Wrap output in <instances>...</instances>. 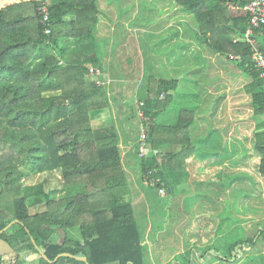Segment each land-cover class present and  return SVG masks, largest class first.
Returning a JSON list of instances; mask_svg holds the SVG:
<instances>
[{"label":"trees","instance_id":"obj_1","mask_svg":"<svg viewBox=\"0 0 264 264\" xmlns=\"http://www.w3.org/2000/svg\"><path fill=\"white\" fill-rule=\"evenodd\" d=\"M2 1L9 5L0 0V232L18 222L0 235L10 250L0 255V264H28L27 259L87 264L66 256L54 262L65 253L87 258L89 264H146V243L129 199L119 136L113 128L92 125L93 117L108 108V87L95 84L88 67L98 68L102 58L95 37L98 0ZM173 1L192 14L202 43L234 61L250 79L245 89L252 97L257 131L264 130V79L253 61L254 48L264 54V27L255 29L254 44L234 42L249 28L245 6L250 0ZM44 6L50 16L46 25ZM69 41L79 48H70ZM80 52L82 59H71ZM178 83L150 84L141 106L150 152L140 157L139 169L152 188L170 193L188 183L186 164L196 152L190 138L196 124L193 111H181L174 127L158 121L169 110ZM54 92L61 95L44 96ZM257 136L264 178V132ZM28 171L59 173L65 196L51 199L43 184L25 185ZM29 200L46 210L31 214ZM72 230L79 238L69 237ZM254 234L230 245L226 256L219 249L210 255L213 246L207 258L235 264L242 257L261 255L264 230Z\"/></svg>","mask_w":264,"mask_h":264},{"label":"rangeland","instance_id":"obj_2","mask_svg":"<svg viewBox=\"0 0 264 264\" xmlns=\"http://www.w3.org/2000/svg\"><path fill=\"white\" fill-rule=\"evenodd\" d=\"M1 3L9 5L2 0ZM98 7L99 23L95 37L97 50L103 54L98 66L106 74L108 108L93 117L92 125L95 129L113 128L119 136L136 219L143 235L147 234L151 222L153 229L161 224L160 227L167 231L158 238L165 245L161 251L179 254L170 259V256H163L149 260L145 248L146 264H163L168 259L170 264L189 260L191 264H234L207 257L212 248L209 245L214 246L210 255H217L219 249L226 256L230 245L264 230V178L259 173L260 154L256 149L257 135L264 130L257 131L252 97L245 89L250 79L237 70L234 61L228 60L229 67L225 68V59L200 40L192 14L178 7L173 0H98ZM189 38L200 44L196 41L195 45L193 42L189 44ZM173 44L182 47L181 65L190 69L194 64L198 77L194 85L195 76L188 77L186 71L171 72L173 77L169 79L180 83L172 94L173 102L167 115L163 113L158 121L163 126L174 127L181 111H193L197 123L190 129V138L198 152L186 164L192 183L177 187L178 193L168 194L169 190L165 188L162 194L159 188H152L147 179H143L139 169L142 156L137 157L123 146L124 141L129 140L133 146L137 144L138 151L141 149L140 129L146 127L141 106L148 96L150 84H155L158 76L163 77L171 71L162 54ZM185 44L193 48L187 51V48L183 49ZM68 45L73 48L78 44L69 41ZM81 54L77 53L71 59H82ZM124 54L126 57L122 56ZM114 55L115 60L112 59ZM123 58H128L127 70L134 72L131 74L133 78L125 84H117L118 81L112 78L114 72L120 77L127 73ZM221 61L224 62L223 71L229 72L227 76L236 84L222 81L219 74ZM219 80L227 84H213ZM60 95L61 92L44 94L45 97ZM24 183L27 186L43 184L51 199L59 200L66 194L59 173L28 171ZM147 194L153 202L152 207L146 205ZM221 197L223 201H220ZM156 204H159L158 208ZM28 207L31 214L46 210L44 204L38 205L32 200L28 201ZM69 237L77 239L79 232L72 230ZM1 246L9 248L0 240ZM188 246L194 250L199 247L198 256L188 255L182 259ZM27 260L28 264H36ZM235 264H264V250L261 255L242 257Z\"/></svg>","mask_w":264,"mask_h":264},{"label":"crops","instance_id":"obj_3","mask_svg":"<svg viewBox=\"0 0 264 264\" xmlns=\"http://www.w3.org/2000/svg\"><path fill=\"white\" fill-rule=\"evenodd\" d=\"M197 42V40H191L190 38H189V44H191L192 42L194 43V42ZM197 43H199V42H197ZM189 44H185V45H183L184 47H183V49L184 48H187V51H189L191 48H193L192 46H190ZM200 44V43H199ZM194 45H195V43H194ZM95 51V50H94ZM99 52L101 51V50H98ZM97 52V51H96ZM98 52V53H99ZM126 52V51H125ZM180 53H182V47H180L179 45H172V46H170L169 47V49H167V51H164L163 52V54H162V57L165 59V61H166V64H167V66L166 67H168V68H170L171 69V71H169V73L168 74H166L165 76H163V77H157L159 80H169V81H171V80H176V79H169V78H171V77H173V74L171 73V72H173V71H176L177 73L179 72V71H186L187 72V76L189 77V76H191V75H193V76H195L194 77V81L192 82L194 85H196L195 83H196V81H197V73H198V70H196V69H194V64H192L193 66L190 68V69H188L189 67L187 66V65H181V61H180ZM185 53V52H184ZM103 54H101V56H102ZM190 55V54H189ZM123 57H126L125 56V54L124 55H122ZM149 56H151V55H149ZM220 57H222V56H220ZM222 58H224L225 59V68H228L229 66L227 65V58L226 57H222ZM113 60H115V55L113 56V58H112ZM118 60V59H117ZM127 60H128V58L127 59H124L123 58V60H122V63L124 64V66H125V69H126V71H127V73L125 72V76L124 77H120V74L117 72L118 71V67H117V65H115L114 64V70L116 71V73H118V75L119 76H117V75H115V72H114V74H113V76H112V78H114V80L115 81H118V83L117 84H125L126 82H129L130 81V79L131 78H133L132 77V73H134V72H130L129 70H127L128 69V66H127ZM216 60L218 61V55H217V58H215V64H216ZM169 61V64L167 63ZM224 62H222L221 61V64H220V66H221V70H220V75L222 76V81L223 80H226L227 82H228V84H236L233 80H231L230 81V76H227V73H228V75H229V72H227L226 70L225 71H223V69H222V66H223V63ZM99 68V67H98ZM124 68V67H123ZM237 70H238V68H237ZM144 71V70H143ZM143 71L141 72V74L143 75ZM103 72V71H102ZM213 74H214V72H213ZM216 74H217V69H216ZM200 75H201V73H200ZM167 76V77H166ZM105 77H106V74L103 72V78H102V80L104 81V83L105 84H108L107 82H106V79H105ZM164 77H166V78H164ZM120 79V80H119ZM190 79V78H189ZM232 79V78H231ZM179 81V80H178ZM191 81V80H190ZM180 83V82H179ZM213 84H227V83H224V82H220V80L219 81H215ZM238 84H241V83H238ZM141 85V87L143 86V84H140ZM216 87V86H215ZM147 94V93H146ZM167 111L166 112H164V114H166L167 115ZM164 114H162V116L164 115ZM162 116H160V117H162ZM197 123V122H196ZM133 144V142H130L129 140H125L124 141V146H123V148L126 150V149H128V150H131L132 151V153H134L135 155H136V153H137V151H138V148H137V144L136 145H132ZM121 151H122V145H121ZM130 151V152H131ZM130 152H128V153H130ZM198 152V150H196V153ZM122 156H123V154H122ZM188 171V176H189V178H188V183L187 184H191L192 183V181L190 180V178H191V173H190V171L189 170H187ZM130 186V185H129ZM177 193H178V189H176L175 190ZM174 191V192H175ZM130 197H129V199H130V201L132 202V204H133V207H134V212H135V203H133V199H132V190H130ZM171 193H173V192H171ZM170 192H168V194H171ZM168 194H166V195H164V197L163 198H166V196L168 195ZM208 197V196H207ZM209 199H211V197H208ZM146 205H148V206H150V207H152V204H153V202L152 201H150L149 200V197H148V194L146 195ZM212 200V199H211ZM220 201H223V198L221 197L220 198ZM158 205L159 204H156V206H157V208H158ZM151 209V208H150ZM135 216H136V214H135ZM147 216V215H146ZM149 217H150V215H148ZM148 217V218H149ZM145 219H146V217H144ZM155 220V219H154ZM158 223V222H157ZM161 226V224H157V229L155 228V229H153V223L151 222V224L149 225V228H148V230H147V234H145V235H143V238H144V241H145V243H146V249H147V254H148V257H149V260H154V259H156V258H161V257H163V256H170L169 257V259L170 258H174L175 256H176V252H172V253H169V254H166V252L164 251V249L161 251V248L164 246V248H165V245L163 244V243H161V242H159V236H160V234L162 233H164V234H166L167 233V231L166 230H164L163 229V227H160ZM141 232H142V234H143V231L141 230ZM217 238V237H216ZM215 238V239H216ZM207 243V242H206ZM209 247H213V245H209ZM196 248V247H195ZM198 249H199V247H197V250H194V247L193 248H191V246H188L184 251H183V253H182V256L183 257H185V258H187V256L188 255H190L189 257H194V256H198ZM195 252V254H193L192 255V252ZM10 252V250H9V248L7 249V248H5V247H3V246H1L0 247V254H2V255H4V254H7V253H9ZM160 252H162L163 254H160ZM188 252H190V253H188ZM197 254V255H196ZM152 255V256H151ZM179 254H177V256H178ZM169 259L168 260H166L165 262L166 263H163V264H170V262L171 261H169ZM218 263V262H217ZM154 264H157V263H154Z\"/></svg>","mask_w":264,"mask_h":264},{"label":"built area","instance_id":"obj_4","mask_svg":"<svg viewBox=\"0 0 264 264\" xmlns=\"http://www.w3.org/2000/svg\"><path fill=\"white\" fill-rule=\"evenodd\" d=\"M245 11L249 14V28L246 33L241 38H235L234 42L238 41H246L254 44L252 37L254 36L255 29H259L264 27V0H250V2L245 6ZM41 13L43 14L42 23L46 25L50 21L49 11L46 6L41 8ZM51 31L46 30V34H50ZM253 61L256 67L261 72V78L264 79V54L260 52L258 49L254 48L253 50ZM89 77L93 79L94 83L98 86L106 85L103 78V72L101 69L90 66L89 67ZM143 105V104H142ZM146 120V118H145ZM139 136V145H140V153L143 158L147 157L150 152V147L148 143V133L147 129H140ZM149 176L152 175V172H149ZM164 189H160V193H164Z\"/></svg>","mask_w":264,"mask_h":264},{"label":"water","instance_id":"obj_5","mask_svg":"<svg viewBox=\"0 0 264 264\" xmlns=\"http://www.w3.org/2000/svg\"><path fill=\"white\" fill-rule=\"evenodd\" d=\"M17 222H18V221H14V222H12L11 224H9L4 230H2V231L0 232V235H1L2 233H4L5 231H7L11 226H13V225H14L15 223H17ZM40 254H41V256H42L45 260L49 261L48 257H47L42 251H40ZM62 256L71 257V258H76L77 260L85 261V262H87V264H89L87 258L74 257V256H72V255H70V254H67V253L58 256L57 259H56L54 262H56V261H57L58 259H60Z\"/></svg>","mask_w":264,"mask_h":264},{"label":"bare ground","instance_id":"obj_6","mask_svg":"<svg viewBox=\"0 0 264 264\" xmlns=\"http://www.w3.org/2000/svg\"><path fill=\"white\" fill-rule=\"evenodd\" d=\"M54 1V0H53Z\"/></svg>","mask_w":264,"mask_h":264}]
</instances>
